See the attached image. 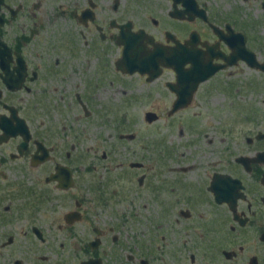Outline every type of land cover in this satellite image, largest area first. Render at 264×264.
I'll return each mask as SVG.
<instances>
[{
  "label": "flooded vegetation",
  "instance_id": "1",
  "mask_svg": "<svg viewBox=\"0 0 264 264\" xmlns=\"http://www.w3.org/2000/svg\"><path fill=\"white\" fill-rule=\"evenodd\" d=\"M131 35L144 73L127 71ZM180 47L184 64L157 56ZM134 78L150 125L186 93L183 150L144 137L97 183L83 123ZM94 204L126 209L102 224ZM0 264H264V0H0Z\"/></svg>",
  "mask_w": 264,
  "mask_h": 264
},
{
  "label": "rangeland",
  "instance_id": "2",
  "mask_svg": "<svg viewBox=\"0 0 264 264\" xmlns=\"http://www.w3.org/2000/svg\"><path fill=\"white\" fill-rule=\"evenodd\" d=\"M138 7V6H136ZM132 16L138 17L139 12H132ZM132 84L131 92H127L125 95H122L126 87H120L117 84L113 87L112 96L114 98V106L109 111H106L102 108L99 109L97 115L95 116V123L92 125H87L83 123V141L80 146V151L86 156L84 165L91 164L92 162L96 164L97 174L96 177L97 183L100 182L106 183L111 177L112 173L120 174L122 168L127 169L129 163L138 162L144 149L142 143V138L148 137L146 140L148 144L158 143L161 144L160 147H157V152H171V147H177L179 151H182V145H178V140H174L173 137H180L176 130L180 128L179 125L176 130L175 121H188L190 117V112H184L181 114H175L173 116L169 115L168 112H159V120L155 124H148L146 122V113L143 107V104L134 103V99L143 97L145 94L142 91L141 83L134 78L130 81ZM126 86V85H124ZM218 96L215 93V97ZM129 103V108H125L124 105ZM196 113V111H195ZM178 115L177 117H175ZM209 117V113L206 114ZM175 131V132H174ZM135 136L133 141H130L126 138L121 139V136ZM187 136V134H185ZM145 142V141H144ZM151 152V151H150ZM106 153L108 155L107 159H103V155ZM97 155V160L94 159ZM114 170L112 172L111 170ZM130 179H134V183L130 185L131 187V196L133 197L135 193L134 190L137 189V180L139 178L140 172L134 171L130 172ZM92 184L88 186H83V196L91 203L94 201L96 193L92 190L89 191ZM107 189V188H106ZM119 190V188H116ZM122 200V197H121ZM117 201V198L115 199ZM136 208L140 210V213L148 215V210H143L140 208L138 199L136 201ZM126 206V205H125ZM124 205L120 204L113 207H104L99 208L96 204L92 207V216H99L98 221L104 223L101 219L106 218H117L122 216L124 210L126 209ZM99 208V209H98ZM151 209V208H150ZM155 209V208H154ZM157 210V208H156ZM117 222V221H115ZM112 220H108L107 225H110Z\"/></svg>",
  "mask_w": 264,
  "mask_h": 264
},
{
  "label": "water",
  "instance_id": "3",
  "mask_svg": "<svg viewBox=\"0 0 264 264\" xmlns=\"http://www.w3.org/2000/svg\"><path fill=\"white\" fill-rule=\"evenodd\" d=\"M122 43H124L125 45V54H124V60L126 62L127 65V71L129 74H134L136 72H141L144 73L145 70L142 69V67L146 66L147 63L145 62L144 59H140V53L141 51L139 50V38L136 36L131 35L129 38L121 40ZM187 51L186 48L184 47H180L178 49H175L174 53H179V56H176L175 58L171 59L170 55L165 54V52L161 51L157 54V56L161 57V58H166L167 57V62L169 63V65L173 63H180V64H184L185 62H187L188 60V56L185 55V52ZM195 58L199 57V54H194ZM180 72V71H179ZM182 73V72H180ZM185 75V74H184ZM182 80H185L186 77H182ZM204 79V78H203ZM202 79V80H203ZM201 81V80H199ZM180 94V99L176 104V107L174 108V111L170 114L173 115L174 113H176L179 109H181L182 107H184L187 104V100L188 97L186 95L185 92L181 91L179 92ZM157 120V116L156 114H152V113H148L146 114V121L148 123H153L154 121ZM122 139L126 138V139H130L133 140L135 138L134 135L132 136H121ZM132 167H137L136 165H132Z\"/></svg>",
  "mask_w": 264,
  "mask_h": 264
}]
</instances>
